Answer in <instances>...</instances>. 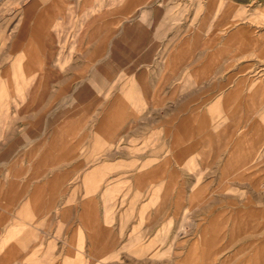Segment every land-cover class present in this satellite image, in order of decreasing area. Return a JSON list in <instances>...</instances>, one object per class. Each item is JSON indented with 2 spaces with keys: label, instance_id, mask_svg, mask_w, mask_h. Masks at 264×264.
<instances>
[{
  "label": "rangeland",
  "instance_id": "rangeland-1",
  "mask_svg": "<svg viewBox=\"0 0 264 264\" xmlns=\"http://www.w3.org/2000/svg\"><path fill=\"white\" fill-rule=\"evenodd\" d=\"M11 17L0 264H264V0Z\"/></svg>",
  "mask_w": 264,
  "mask_h": 264
},
{
  "label": "crops",
  "instance_id": "crops-1",
  "mask_svg": "<svg viewBox=\"0 0 264 264\" xmlns=\"http://www.w3.org/2000/svg\"><path fill=\"white\" fill-rule=\"evenodd\" d=\"M12 7L13 0H0V32L12 30Z\"/></svg>",
  "mask_w": 264,
  "mask_h": 264
}]
</instances>
